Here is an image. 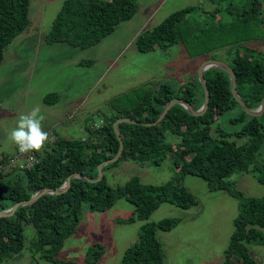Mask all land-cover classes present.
Returning a JSON list of instances; mask_svg holds the SVG:
<instances>
[{
    "label": "trees",
    "instance_id": "1",
    "mask_svg": "<svg viewBox=\"0 0 264 264\" xmlns=\"http://www.w3.org/2000/svg\"><path fill=\"white\" fill-rule=\"evenodd\" d=\"M212 1L216 7L211 10L190 5L174 11L154 28L140 33L136 46L142 52H149L183 43L191 56L213 58L225 54L237 78V92L248 108L257 110L264 98V51L247 42L264 38L263 1ZM30 5L31 0H0V63L8 44L30 25ZM138 9L137 0H65L45 39L48 43L92 47L121 22L133 18ZM204 76L210 101L203 113L192 114L177 103L154 124L174 98L187 100L194 110L202 108L205 89L196 76L178 87L165 81L151 85L127 114L137 122L119 124L124 148L117 161L129 158L143 164L162 165L171 158L178 172L174 178L152 184L134 176L124 185L114 186L105 172L117 161L103 168L101 180L73 177L65 191L43 194L34 203L20 206L12 215L0 216V264H7L13 257L17 260L24 257L25 223L36 229L33 250L55 264H78L57 256L66 238L77 231L85 204L93 211L102 212L125 198L135 206L130 217L118 220L125 223L149 219L165 202L190 208L200 204V200L182 183L186 175L202 177L211 190L226 191L240 200L235 230L224 251V264H261L250 245H264V195L247 196L232 176L253 172L264 184V160H260L264 150V111L261 115H250L242 108L232 92L231 76L226 70L211 66ZM45 101L58 103V92L48 93ZM229 112L233 116L224 118ZM122 116L106 113L100 125L88 126V134L83 137L56 136L45 145L44 151L36 152L39 160L31 167H12L9 161L16 153H2L0 164L8 165V169L3 172L0 168V210L31 199L43 188L57 190L73 173L88 179L98 178V166L120 149L114 123ZM227 121L230 129L224 126ZM182 221V218L166 217L145 222L121 264H165L167 254L159 231H172ZM105 251L106 246L97 243L89 256L96 262Z\"/></svg>",
    "mask_w": 264,
    "mask_h": 264
},
{
    "label": "rangeland",
    "instance_id": "2",
    "mask_svg": "<svg viewBox=\"0 0 264 264\" xmlns=\"http://www.w3.org/2000/svg\"><path fill=\"white\" fill-rule=\"evenodd\" d=\"M64 1L31 0L30 25L6 47L5 58L0 63V159L2 153L18 151L9 133L21 113L40 108L45 117L43 130L50 137L45 145L56 136L83 137L88 134V126L100 125L106 113L130 118L127 114L151 85L165 81L178 87L194 80L209 58L208 55L191 56L183 43L142 52L136 41L140 33L154 28L178 9L190 5L214 9L216 4L212 0H137L139 9L133 18L121 22L100 43L88 48L46 41ZM247 44L264 51V38L251 39ZM226 57L218 54L209 59L228 63ZM50 92H58V103H46L45 96ZM229 116L233 113L224 118ZM224 126L230 129V121ZM45 145L40 151H44ZM262 152L260 160H264ZM32 154L36 152L28 156ZM7 168L1 170L7 171ZM175 170L171 158L162 165L123 158L105 174L114 186L124 185L134 176H139L144 183L161 184L174 178L178 174ZM232 179L247 196L264 195V184L255 173H236ZM182 183L197 195L200 204L181 208L165 202L149 219L119 222L135 210L125 198L102 212L93 211L85 204L77 231L66 238L57 258L75 260L78 264H121L124 253L138 240L145 222L178 217L183 221L176 229L159 231L167 254L165 264H224V251L235 230L240 200L226 191L211 190L207 181L196 175H186ZM25 225L24 257L10 258L7 264H55L33 250L36 229L32 224ZM97 243L104 244L106 251L94 262L89 253ZM250 247L264 264V245L252 243Z\"/></svg>",
    "mask_w": 264,
    "mask_h": 264
},
{
    "label": "water",
    "instance_id": "3",
    "mask_svg": "<svg viewBox=\"0 0 264 264\" xmlns=\"http://www.w3.org/2000/svg\"><path fill=\"white\" fill-rule=\"evenodd\" d=\"M211 66L224 69L230 74L231 81H232V92H233L234 96L237 98V100L239 101V103L241 104L242 108L248 114H250V115H261L263 113V111H264V98L262 100V103H261V106H260L259 109L253 110V109L248 108L246 103H245V101L242 99L240 94L237 92V78H236V75L234 73V70L229 66V64H227L224 61L215 60V59H208L201 65V67L199 69V72H198L199 79L203 83V86H204V89H205V101H204V104H203L202 108L200 110H198V111L194 110L187 100H184L182 98H174L171 102H169L166 105V107L164 108V110L160 114V116L157 119V121L154 122V124H156L157 122H160L165 117V115L167 114L168 110L173 105H175L177 103H180V104L184 105L192 114H195V115L201 114V113H203L206 110V108L208 107L209 101H210V90H209V87L207 85V82H206V79H205V76H204V71L206 69H208L209 67H211ZM123 121H126V122H137L136 120L131 119V118H119L114 123L116 133H117V135H118V137H119V139L121 141V146H120V149H119L118 153L114 157L102 162L98 166V170H99L98 178H96V179H88L86 176H84V175H82L80 173H73L66 179L65 184L62 187L58 188L57 190H53V189H50V188H43V189L39 190L31 199H29L27 201H20V202L16 203L14 206H12L10 209L3 210V211L0 210V216L5 217V216L12 215L20 206L30 205V204L34 203L43 194H46V193L59 194V193L65 191L68 188V186L70 185L71 179L73 177H83L84 179L90 180V181L101 180L103 178V168L106 165L117 161L120 158V155H121V153L123 151L124 144L122 142V138L120 136V130H119V124L121 122H123ZM145 124L149 125L151 123H145Z\"/></svg>",
    "mask_w": 264,
    "mask_h": 264
},
{
    "label": "clouds",
    "instance_id": "4",
    "mask_svg": "<svg viewBox=\"0 0 264 264\" xmlns=\"http://www.w3.org/2000/svg\"><path fill=\"white\" fill-rule=\"evenodd\" d=\"M44 119L39 107L18 116L16 126L9 133V139L20 153L39 152L49 141V133L42 127Z\"/></svg>",
    "mask_w": 264,
    "mask_h": 264
},
{
    "label": "built area",
    "instance_id": "5",
    "mask_svg": "<svg viewBox=\"0 0 264 264\" xmlns=\"http://www.w3.org/2000/svg\"><path fill=\"white\" fill-rule=\"evenodd\" d=\"M15 157H17L16 158L17 161L15 159H13V158H11L10 161H9L10 162V165L12 167H20V168H22V167H29L27 165L30 164V166H33L34 163L37 161V157H36L35 154H32V155L28 156V153H20L19 150L16 152ZM21 157L23 158L22 160H21ZM4 167L7 168L8 165L5 166L3 164H0V168L1 169L4 168Z\"/></svg>",
    "mask_w": 264,
    "mask_h": 264
}]
</instances>
